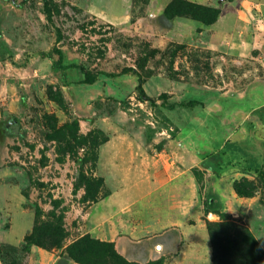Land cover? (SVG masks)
Segmentation results:
<instances>
[{
	"label": "rangeland",
	"instance_id": "rangeland-1",
	"mask_svg": "<svg viewBox=\"0 0 264 264\" xmlns=\"http://www.w3.org/2000/svg\"><path fill=\"white\" fill-rule=\"evenodd\" d=\"M129 3L0 0V264H38L34 246L54 252L57 264H81L64 245L85 236L83 214L108 194L96 166L109 133L95 121L141 134L157 150L188 134L202 158L196 177L204 216L211 196L240 227L211 238L213 264H264V47L240 57L211 50L200 30L176 39L170 20L204 25L176 15L193 8L187 0L158 18L139 4L125 26L116 24ZM88 74L94 83L84 82ZM140 79L148 100L138 98ZM226 172L237 201L226 196L224 205L214 185ZM216 216L206 218L207 230L221 222ZM38 228L54 247L27 245Z\"/></svg>",
	"mask_w": 264,
	"mask_h": 264
},
{
	"label": "crops",
	"instance_id": "crops-1",
	"mask_svg": "<svg viewBox=\"0 0 264 264\" xmlns=\"http://www.w3.org/2000/svg\"><path fill=\"white\" fill-rule=\"evenodd\" d=\"M172 1L130 0L124 21L116 24L125 26L139 4L144 6L145 15L161 17ZM187 1L219 8L221 13L212 25H200L186 17L170 20L176 39H186L200 30L209 34L211 50L240 57L264 47V0H234L231 5L224 2L222 6L223 0ZM256 7L259 20L255 18L258 12L249 13ZM95 122L96 127L109 133L108 140L100 146L96 166V174L104 180L108 194L83 214L88 229L81 236L91 235L113 243L122 256L140 264L158 259H164L166 264H213L206 218L213 221L218 217L214 213L204 216L196 177V165L202 158L194 141L186 134V141L174 137L165 148L157 150L141 134L116 127L112 121ZM231 178V172H226L214 185L224 205L226 196L236 200ZM224 184L231 193L221 192ZM20 202H24L23 195ZM34 222L35 218L28 233ZM31 258L38 264H57L54 252L38 246L32 247Z\"/></svg>",
	"mask_w": 264,
	"mask_h": 264
},
{
	"label": "trees",
	"instance_id": "trees-1",
	"mask_svg": "<svg viewBox=\"0 0 264 264\" xmlns=\"http://www.w3.org/2000/svg\"><path fill=\"white\" fill-rule=\"evenodd\" d=\"M179 0H173L166 8L165 13L169 12L170 9H173L175 7L176 3H178ZM189 6H192L189 10V8H186V10H189L188 12H180L181 14L176 15H191L192 18L200 21L204 25H212L214 24L221 11L216 8L208 7V6H198L195 4H192L190 2ZM197 8V9H196ZM48 17L50 20L53 18L52 10L48 7L47 11ZM61 36V34H60ZM97 79L96 75L88 74L85 81L86 83H94ZM137 92H138V98L139 100H148V96L145 93V89L143 86V80H139V84L137 86ZM108 139L103 141L105 143ZM102 143V144H103ZM258 174L260 177L264 180V170H259ZM102 180V183H104V180ZM236 191L240 195H250V193H245L242 191L238 185H235ZM210 201L206 203V209L205 213H215L221 217V222L217 223H209V234L210 239L216 238L220 236L221 232H229L230 234H235L240 227L238 224L233 220L231 222L227 221V214L221 210V207L214 203L215 199L213 197H209ZM95 201V200H94ZM59 221V220H58ZM61 221V219H60ZM43 229V226L40 227V231ZM56 231L62 232V225L58 224L56 226ZM60 236H64L61 235ZM214 238V239H215ZM47 240V241H46ZM45 241L41 240L40 234H39V228L35 229L30 235H28L25 238V242L27 245H41L46 248H52L54 247V243L51 242V239H46ZM212 243V249L214 253V241L211 239ZM67 248L68 254L71 259H73L77 263L81 264H93L90 260V258H95L99 261V264H139L137 262H129L124 256H122L117 249L115 248V245L110 242H104L101 240H98L96 238H92L90 235H85L72 243L68 244L66 243L64 245ZM214 258V257H213ZM148 264H166L163 259H159L157 261L149 262Z\"/></svg>",
	"mask_w": 264,
	"mask_h": 264
}]
</instances>
